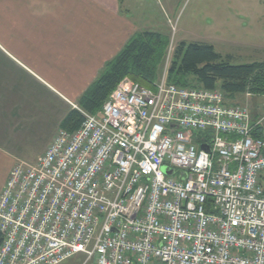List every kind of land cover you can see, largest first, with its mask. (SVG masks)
<instances>
[{
	"label": "built area",
	"instance_id": "1",
	"mask_svg": "<svg viewBox=\"0 0 264 264\" xmlns=\"http://www.w3.org/2000/svg\"><path fill=\"white\" fill-rule=\"evenodd\" d=\"M167 66L153 89L123 79L96 115L75 107L77 130L12 167L0 264H264V117Z\"/></svg>",
	"mask_w": 264,
	"mask_h": 264
},
{
	"label": "crops",
	"instance_id": "2",
	"mask_svg": "<svg viewBox=\"0 0 264 264\" xmlns=\"http://www.w3.org/2000/svg\"><path fill=\"white\" fill-rule=\"evenodd\" d=\"M126 1L0 0V193L18 160L11 154L34 142L44 153L104 65L149 30L121 10ZM261 98L246 103L253 122L264 114Z\"/></svg>",
	"mask_w": 264,
	"mask_h": 264
},
{
	"label": "trees",
	"instance_id": "3",
	"mask_svg": "<svg viewBox=\"0 0 264 264\" xmlns=\"http://www.w3.org/2000/svg\"><path fill=\"white\" fill-rule=\"evenodd\" d=\"M169 43V35L165 31L137 32L104 65L94 82L79 98L77 108L89 115H96L110 93L125 78L153 89L161 76ZM229 58L217 53L209 44L178 42L168 67V82L186 88L218 89L229 105H239L236 100L246 93L251 95L250 98L264 96V62L233 65ZM82 122L81 113L72 109L65 115L60 127L73 132ZM210 137L209 131L206 139ZM261 183L264 188V175L261 176Z\"/></svg>",
	"mask_w": 264,
	"mask_h": 264
},
{
	"label": "rangeland",
	"instance_id": "4",
	"mask_svg": "<svg viewBox=\"0 0 264 264\" xmlns=\"http://www.w3.org/2000/svg\"><path fill=\"white\" fill-rule=\"evenodd\" d=\"M121 10L127 11L131 19L149 30H166L172 49L181 41L204 43L212 45L220 55L230 56L229 62L233 65L264 62V0H141L139 3L127 0ZM153 23L158 24V29L147 26ZM171 53L172 50L167 52L163 60L161 75L166 63L169 67ZM248 102L250 107L255 103L245 95L236 100L241 106ZM263 116L262 113L258 118ZM46 133L48 136L51 131L46 128ZM45 139L43 137L42 141ZM41 144L34 142L26 147L30 150L11 155L32 164L43 154L39 153L43 148ZM61 264L95 263L94 260L86 262L85 255L79 254Z\"/></svg>",
	"mask_w": 264,
	"mask_h": 264
},
{
	"label": "water",
	"instance_id": "5",
	"mask_svg": "<svg viewBox=\"0 0 264 264\" xmlns=\"http://www.w3.org/2000/svg\"><path fill=\"white\" fill-rule=\"evenodd\" d=\"M202 150H207L206 146L201 147Z\"/></svg>",
	"mask_w": 264,
	"mask_h": 264
}]
</instances>
